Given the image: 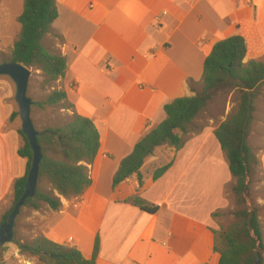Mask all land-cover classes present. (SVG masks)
<instances>
[{
	"label": "crops",
	"instance_id": "0c3cea01",
	"mask_svg": "<svg viewBox=\"0 0 264 264\" xmlns=\"http://www.w3.org/2000/svg\"><path fill=\"white\" fill-rule=\"evenodd\" d=\"M56 6L58 18L42 45L65 59L57 90L73 106L70 117L94 122L100 148L82 196L63 199L49 184L45 191L59 198L60 210H24L21 243L44 237L77 248L88 260L98 239L95 264H218L214 234L222 223L215 216L231 206L235 185L214 136L224 118L204 112L181 149L155 150L140 171L141 188L132 177L113 189L112 179L135 144L164 121V106L194 96L188 83L200 86L204 60L216 43L239 35L247 45L244 62H264V0H56ZM0 84L7 89L0 97L1 215L12 206L26 161L17 155L22 139L10 120L11 88ZM255 109L248 145L258 161L253 186L264 190V108ZM259 116L261 145L253 130ZM169 164L154 180V172ZM137 192L156 207L154 214L125 203ZM8 259L33 264L16 248L0 256L4 264Z\"/></svg>",
	"mask_w": 264,
	"mask_h": 264
},
{
	"label": "trees",
	"instance_id": "16d2710c",
	"mask_svg": "<svg viewBox=\"0 0 264 264\" xmlns=\"http://www.w3.org/2000/svg\"><path fill=\"white\" fill-rule=\"evenodd\" d=\"M57 18L56 0H24L23 11L18 18L20 34L8 62L22 65L27 70L33 68L40 71L46 85L55 84L64 79L66 74L65 59L51 55L42 45L43 38ZM246 53V42L239 35L216 43L204 60L200 89L197 90L196 84L191 81L188 88L194 96L178 98L164 106V121L135 144L131 154L121 160L112 179L113 189L132 177L137 179L138 187L141 188L143 182L140 171L155 150L181 149L185 143L184 137L194 130V120L214 97L219 92H238L236 111L214 132L227 158L230 175L235 181L232 192L237 206L241 208L234 214L233 225L214 234L213 251L220 257L218 264H255L257 254L264 251L258 212L250 205V186L258 161L248 145L255 112L254 101L264 85V62L245 63ZM35 105L66 111L73 109L63 89L54 90L43 103ZM17 116V113H13L11 122ZM17 133L22 139L17 155L26 161V172L24 177L14 183L12 206L2 216L0 224L7 220L13 206L21 198L31 165L28 143L20 130ZM38 142L43 154L39 180L45 178L63 199L82 196L91 185L88 166L92 165L100 148V135L94 122L73 114L63 126L40 131ZM170 165L156 170L153 179L164 175ZM125 203L147 214H154L157 210L143 201L138 192ZM41 205H46L53 212L61 208L58 197L52 192H40L37 188L35 198L27 200L25 208L39 210ZM11 244L20 257L30 259L33 264H95L99 250L98 239L92 257L88 260L77 248L58 245L44 237L23 243L13 239Z\"/></svg>",
	"mask_w": 264,
	"mask_h": 264
},
{
	"label": "rangeland",
	"instance_id": "374dc122",
	"mask_svg": "<svg viewBox=\"0 0 264 264\" xmlns=\"http://www.w3.org/2000/svg\"><path fill=\"white\" fill-rule=\"evenodd\" d=\"M23 5H24V0H0V19H2V24L0 29V34H1L0 64L8 63L11 59V52L13 45L18 40L21 30L20 24L18 22V18L23 11ZM29 71L31 75L29 79L27 94L28 97L34 103L31 109V119L33 121V125L35 129L38 132H40L47 128H57L63 126L70 120L71 118L70 113L72 110L66 111V110H61L60 108L57 107L40 108L35 105L36 103H43L51 92L57 90V85L56 84L46 85L44 84V77L40 71H37L33 68L29 69ZM2 81H6L11 88L12 97L10 99V102L14 106L13 113H17L18 110L14 99V94H15L14 84L11 82L10 79L6 77H0V82ZM196 89L199 90L200 86L197 87ZM6 92L7 89L4 88L2 84H0V97L6 96ZM238 98L239 95L238 92L236 91L219 92L214 97V99L207 105L206 109L203 112H201L199 117L206 118L207 116L203 115L205 112L209 117H213L214 120L219 121L222 118L226 119L236 111L238 105ZM256 106L260 111L263 110L264 108V85L259 90V93L257 94L256 99L254 101V107ZM260 116L257 117L256 123L253 125V130H255V134H256V136L254 137L255 141L261 145L262 119ZM253 120H254V114H253ZM12 123L17 129V131L20 130V121L18 116L13 119ZM252 124L250 126V133L252 131ZM48 156L50 157V155ZM256 169H255V174H256ZM254 178L255 175L253 177V181L250 186V205L254 207L258 212V221L262 232V242L264 246V190L262 189V187L257 185H256L257 188L256 187L254 188L253 186ZM48 186L49 184L46 181V179L40 178L38 182V190L40 192H46L45 190L48 188ZM252 188L255 190V192H253ZM25 209L27 208L24 207L21 209L20 214L16 219L17 223H15V227H14L15 241L21 242L18 235L20 233V221ZM239 210H241V208L237 206L233 195L231 206L225 212L217 214L215 216L216 219L220 220L222 223L221 229L219 231L221 230L225 231L235 223L234 214ZM4 214L0 215V220ZM8 248L13 249L15 248V246L13 244H6L5 246L2 247V249L0 248L1 249L0 256H2L3 252L8 250ZM259 254L262 258L261 264H264V251ZM13 260L15 259L13 258ZM26 260H30V259L26 258ZM0 262H4V260L3 261L0 260ZM6 263L11 264V260L9 259L6 260Z\"/></svg>",
	"mask_w": 264,
	"mask_h": 264
},
{
	"label": "water",
	"instance_id": "95a60500",
	"mask_svg": "<svg viewBox=\"0 0 264 264\" xmlns=\"http://www.w3.org/2000/svg\"><path fill=\"white\" fill-rule=\"evenodd\" d=\"M30 75V71L22 65L13 62L0 64V77H6L14 84V99L18 110L20 131L31 151V165L26 177L24 192L19 201L13 206L7 220L0 224V248L6 244H11L14 239L15 221L21 209L25 207L27 200L35 198L43 163V154L38 142L39 132L35 129L31 119V109L34 103L27 94ZM51 258L54 257L51 256ZM261 261L260 254H257L255 264H261Z\"/></svg>",
	"mask_w": 264,
	"mask_h": 264
}]
</instances>
